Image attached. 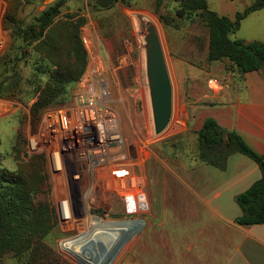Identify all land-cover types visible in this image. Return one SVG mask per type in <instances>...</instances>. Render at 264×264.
<instances>
[{"label":"rangeland","instance_id":"obj_1","mask_svg":"<svg viewBox=\"0 0 264 264\" xmlns=\"http://www.w3.org/2000/svg\"><path fill=\"white\" fill-rule=\"evenodd\" d=\"M53 1L0 0V81L9 78L15 68V53L20 44V39L15 36V26L22 28ZM251 1L207 0L211 9L229 17ZM94 2L96 0H67L61 8V15L63 19L66 14L86 17L80 36L87 50L88 62L97 56L104 60L111 92L110 105L115 111L117 126L126 146L135 145L137 155L129 157L127 164L121 166L112 162L104 164L92 171V175L83 173L80 179L72 178V174L82 166L76 160L65 161L62 172L55 174L43 149L28 151V137L37 136L44 129V114L48 109L73 103L77 83L71 89L69 100L45 107L36 118L30 114V105L35 97L30 96L32 84L28 81L22 83V90L16 94L14 90L0 95V163L10 170L19 169L29 179L36 174L44 176L55 209L61 196L69 197L77 206L79 203L75 219L69 225L60 221L57 213V225L43 239L44 247L38 251L40 254L35 264H78L61 244L85 231L93 222V215L105 220L133 217L125 216L123 201L116 189L115 174L121 167L134 173L138 191L143 195L147 186L168 178L160 171L193 167L197 159V130L201 120L198 109L221 104L226 99V92L240 98L264 99L263 74L255 71L249 81L243 83V75L237 70H225L220 61L208 60L206 25L197 15L178 17L175 14L179 4L177 0H119L110 7L97 6ZM134 11L147 14L155 21L173 85L172 117L167 127L157 135L152 130L143 53L131 18ZM7 16H12L14 21L6 19ZM233 37L264 39V14L249 15L240 23ZM31 53L34 54L33 51ZM31 62L30 56L17 61L23 79H32ZM209 79L215 80L213 85L209 84ZM142 213L134 217H140ZM26 262L13 252L0 258V264Z\"/></svg>","mask_w":264,"mask_h":264},{"label":"trees","instance_id":"obj_2","mask_svg":"<svg viewBox=\"0 0 264 264\" xmlns=\"http://www.w3.org/2000/svg\"><path fill=\"white\" fill-rule=\"evenodd\" d=\"M67 0H54L46 5L31 22L22 28L15 26L20 39L15 53L12 75L0 81V95L21 89L24 81L32 84L35 100L30 114L36 118L50 105L69 100L71 89L82 77L88 64V55L81 40L80 28L86 17L61 15ZM119 0H96L95 5L110 7ZM128 2V0H120ZM175 14L180 18L197 15L208 30L207 58L220 61L225 70H237L243 76L264 65V42L244 41L233 37L241 20L250 12L264 7V0H252L233 17L211 9L207 0H177ZM12 21V16H7ZM17 20H15V25ZM34 52V54L31 53ZM32 57V79H23L17 61ZM7 80V81H6ZM225 134L228 140L224 139ZM198 157L214 166L223 167L226 157L234 151L253 159L261 176L249 187L236 194L241 209L236 222L241 225L264 223V154L255 151L235 130H227L212 117H206L197 130ZM57 212L49 197L45 177L36 174L26 178L19 169L10 170L0 163V258L8 252L35 264L43 239L57 225ZM26 256V258H25Z\"/></svg>","mask_w":264,"mask_h":264},{"label":"crops","instance_id":"obj_3","mask_svg":"<svg viewBox=\"0 0 264 264\" xmlns=\"http://www.w3.org/2000/svg\"><path fill=\"white\" fill-rule=\"evenodd\" d=\"M263 12L264 7L254 10L241 22ZM241 39L264 42L261 37ZM255 71L264 75V65ZM255 71L241 81L247 83ZM198 112L199 128L206 117H212L264 154V99L226 92L221 104ZM160 172L168 178L143 190L147 207L139 213L144 226L114 264H264V223L241 225L235 220L241 214L236 194L261 176L253 159L234 151L218 167L202 161L197 153L193 167Z\"/></svg>","mask_w":264,"mask_h":264},{"label":"built area","instance_id":"obj_4","mask_svg":"<svg viewBox=\"0 0 264 264\" xmlns=\"http://www.w3.org/2000/svg\"><path fill=\"white\" fill-rule=\"evenodd\" d=\"M93 60L88 62L77 81L73 103L48 109L44 114V129L37 136H29L27 142L28 151L43 149L46 152L50 169L55 174L62 172L65 161L80 162V170L72 174L74 179H80L83 173L90 174L109 162L121 166L130 159L123 134L117 126L115 111L110 105L105 62L100 56ZM115 176L125 216L145 210V196L138 191L134 173L125 171L123 166ZM78 206L67 196L59 197L56 211L60 221L65 225L71 224Z\"/></svg>","mask_w":264,"mask_h":264},{"label":"water","instance_id":"obj_5","mask_svg":"<svg viewBox=\"0 0 264 264\" xmlns=\"http://www.w3.org/2000/svg\"><path fill=\"white\" fill-rule=\"evenodd\" d=\"M145 83L147 86L152 130L155 135L161 133L169 124L173 112V85L157 25L148 21L141 31ZM224 139L228 140L225 134ZM129 156L135 158L134 144L128 145ZM97 226H89L68 239L77 242L78 250L61 247L78 264H113L122 248L140 233L144 226L142 217L121 219H101Z\"/></svg>","mask_w":264,"mask_h":264},{"label":"bare ground","instance_id":"obj_6","mask_svg":"<svg viewBox=\"0 0 264 264\" xmlns=\"http://www.w3.org/2000/svg\"><path fill=\"white\" fill-rule=\"evenodd\" d=\"M131 18H132V21H133V24H134V27H135V30H136V35H137V38H138V42L140 44H142L143 42V33L141 32L142 29H143V26L148 22V21H151V22H154L155 21L150 17L148 16L147 14H144L142 12H138V11H134L131 13ZM156 24V23H155ZM90 174L92 175V171L90 172ZM141 202H144L143 200H141ZM93 217V216H92ZM98 221L97 219H95L93 217V222L90 224V226H97L98 225ZM63 247L64 248H73L75 250H78V244L77 242H74L73 240L71 239H67L63 242Z\"/></svg>","mask_w":264,"mask_h":264}]
</instances>
